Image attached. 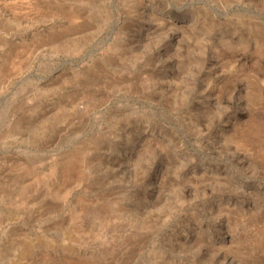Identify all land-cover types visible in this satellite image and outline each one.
<instances>
[{
  "label": "rangeland",
  "instance_id": "1",
  "mask_svg": "<svg viewBox=\"0 0 264 264\" xmlns=\"http://www.w3.org/2000/svg\"><path fill=\"white\" fill-rule=\"evenodd\" d=\"M0 264H264V0H0Z\"/></svg>",
  "mask_w": 264,
  "mask_h": 264
}]
</instances>
